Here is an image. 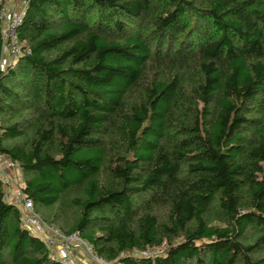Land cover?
<instances>
[{
    "label": "trees",
    "instance_id": "1",
    "mask_svg": "<svg viewBox=\"0 0 264 264\" xmlns=\"http://www.w3.org/2000/svg\"><path fill=\"white\" fill-rule=\"evenodd\" d=\"M16 35L0 152L35 213L117 264H264V0H26ZM5 189L0 264H60Z\"/></svg>",
    "mask_w": 264,
    "mask_h": 264
},
{
    "label": "built area",
    "instance_id": "2",
    "mask_svg": "<svg viewBox=\"0 0 264 264\" xmlns=\"http://www.w3.org/2000/svg\"><path fill=\"white\" fill-rule=\"evenodd\" d=\"M26 0L21 1L20 10L0 9L2 57L1 68L11 65L23 53H29L23 43L18 42L16 28L21 21ZM24 47V48H23ZM18 167L17 162L0 152V181L6 186L4 198L14 203L20 210L21 226L31 234L41 238L49 248L50 256L60 264H80L76 256L75 249L83 248L87 253V258L92 264H117L108 261L96 254L90 245L75 233L66 234L55 225L42 220L34 212L32 202L21 192V182L18 184L16 176H12L9 171ZM145 253V252H142Z\"/></svg>",
    "mask_w": 264,
    "mask_h": 264
},
{
    "label": "rangeland",
    "instance_id": "3",
    "mask_svg": "<svg viewBox=\"0 0 264 264\" xmlns=\"http://www.w3.org/2000/svg\"><path fill=\"white\" fill-rule=\"evenodd\" d=\"M2 1V3H3V6L6 8V9H9L10 7H8L7 5H5V2H7L8 0H1ZM10 10H12V9H10ZM9 173L12 175V176H16V174H17V177H16V180H18V184L21 182V174H20V169L18 168V167H15V168H13V169H11L10 171H9ZM52 213H54V215H56L57 217H58V215L60 216V218H61V224L60 225H62V226H65V227H67V224L69 223V221L70 220H72V218H73V213H74V211H73V208H69V209H67V210H65V211H63V213H59L58 211H57V209L56 208H54L53 209V212ZM37 215L42 219V220H44L43 218H42V216L41 215H39L38 213H37ZM42 215L44 216L45 214L44 213H42ZM45 221V220H44ZM46 222V221H45ZM58 228V227H57ZM59 230H61L60 228H58ZM62 231V230H61ZM63 232V231H62ZM75 251H76V256H77V258H78V261H79V263L80 264H92V262L87 258L88 256H87V253L85 252V250L82 248H79V247H77L76 249H75ZM156 252H159V251H157V249H155V250H149V252H148V254H153V253H156ZM142 254H146V253H142ZM147 254V255H148ZM132 255H135V256H141V253H137V252H135V251H133L132 252Z\"/></svg>",
    "mask_w": 264,
    "mask_h": 264
},
{
    "label": "crops",
    "instance_id": "4",
    "mask_svg": "<svg viewBox=\"0 0 264 264\" xmlns=\"http://www.w3.org/2000/svg\"><path fill=\"white\" fill-rule=\"evenodd\" d=\"M21 1L22 0H8L7 2H5V5L10 7L9 9L20 10L21 9Z\"/></svg>",
    "mask_w": 264,
    "mask_h": 264
}]
</instances>
